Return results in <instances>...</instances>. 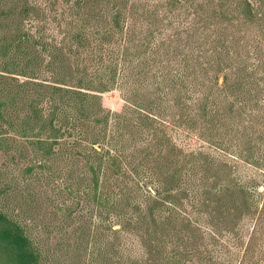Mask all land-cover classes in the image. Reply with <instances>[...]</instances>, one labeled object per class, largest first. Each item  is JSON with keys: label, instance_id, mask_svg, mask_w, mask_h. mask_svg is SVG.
I'll list each match as a JSON object with an SVG mask.
<instances>
[{"label": "trees", "instance_id": "obj_1", "mask_svg": "<svg viewBox=\"0 0 264 264\" xmlns=\"http://www.w3.org/2000/svg\"><path fill=\"white\" fill-rule=\"evenodd\" d=\"M101 1L104 20L92 12ZM232 5L230 0H72L57 41L36 37L25 18L14 17V24L0 31V148L9 151L10 128L37 138L44 164L61 154L99 158V165L91 166L93 200L104 205V228L111 234L146 226L147 235L156 229L171 241L169 234L177 231L178 246L185 248L199 236L264 238V192L257 181L264 169V133L253 127L264 125V0H244L239 10ZM162 8L181 9L185 19H170ZM142 19L153 23L148 27ZM165 19L168 26H156ZM39 73L76 82L21 83L36 92L33 98L22 85L4 87L11 86L5 75L37 79ZM119 87L124 109H104V117L96 118L104 146L95 140L80 150L93 108L99 106L98 115L103 111L90 91ZM24 94L30 113L15 117L10 111ZM179 131L205 142L208 150L178 148L172 138ZM233 133L247 138L244 149L229 139ZM131 134L139 136L133 143ZM168 145L174 157L166 154ZM233 151L255 175L237 174L236 162L227 159ZM218 164L225 169L216 171ZM120 179L123 188L113 183ZM4 194L0 188V199ZM123 201L129 202L128 212L120 207ZM42 263L26 226L0 204V264Z\"/></svg>", "mask_w": 264, "mask_h": 264}, {"label": "rangeland", "instance_id": "obj_2", "mask_svg": "<svg viewBox=\"0 0 264 264\" xmlns=\"http://www.w3.org/2000/svg\"><path fill=\"white\" fill-rule=\"evenodd\" d=\"M230 1L233 2L232 7L238 10L244 4V0ZM250 1L254 2V0ZM71 2L72 0H0V26L4 27L0 31L5 33V29L14 24V17H17V20L23 17L26 27L36 37L43 36L46 40L57 41L60 39L63 28L65 10H68ZM28 8L29 13L25 16V10ZM163 10L169 12L167 17L170 19L175 15L176 20L185 19L184 11L181 9L174 11L175 13L168 8H162ZM92 12L100 15L104 20V1L96 4ZM179 14H183V17ZM168 20L165 19L160 23L161 25L156 26L166 27L169 25ZM140 21L143 22L142 24L149 22L148 27L153 23V20ZM89 28L93 30L92 26ZM262 29L264 31V24ZM235 37H239L238 32ZM86 54L91 55V50L89 49ZM5 76L9 78L7 83L11 84V86L4 84V87L8 89H15L17 85L30 81L44 83L43 80H49L50 85L65 84L64 87L74 86L76 82L63 83L59 77L52 80L45 73H39L37 79L30 78L33 75ZM23 89L27 90L30 98L36 94L32 88L23 86ZM90 93L98 95L96 103L102 106L103 111L98 115L99 106L93 108L96 112H93L86 122V137L80 143V150L95 140H100L97 146L103 147L104 139L101 135L104 132L102 126L96 122V118L104 117V109L120 112L126 104L125 93L120 87L106 93L98 94L94 91ZM28 100L25 94L19 96V105L10 111L13 116L25 118L30 113V108L23 107V103L26 104ZM81 124L84 126L83 122ZM253 127L258 128L257 134L264 133V125ZM256 128L251 129L250 135L255 133ZM8 131L9 139H5L10 140V149L5 151L0 148V188H3L5 192L1 196L0 204L6 210L16 214L18 220L26 226L30 238L41 250L42 264H177L178 262L182 264H264V238L250 240L248 236H243L244 238L226 236L208 239L199 236L192 239L185 248L178 246L177 231L175 236L172 235L173 233L169 234L171 241L160 238L156 229L151 236L147 235L146 226H142L140 230L121 228L120 234H111L104 228V205L93 200L91 166H98L99 158L90 160L86 156L66 157L67 155L61 154L44 164L42 153L36 147L37 138H34V135L28 134L22 137L20 131L15 132L10 128ZM138 138V135L131 134L128 142L133 143ZM231 138L237 141L241 149H244L248 143L247 138L242 135L237 136L233 133L229 135V139ZM148 139H150L149 136L145 137L146 146L149 143ZM142 142L138 141L136 144L143 146L144 139ZM172 142L185 152L196 151L200 146L208 150L205 142H198L194 136L182 135L181 131L177 135L173 134ZM170 145L165 146L166 154L168 157H174L175 154H169ZM233 152V155L230 154L227 159L236 162L239 169L237 174L240 176L246 173L254 174L255 170L247 167L243 162V155L238 158L235 155L237 151ZM138 154L139 152L136 153V158ZM234 155L237 158L234 159ZM217 156L219 157L220 154ZM217 161L221 162L220 158ZM184 163L187 165L186 162H181V164ZM148 166L155 165L151 163ZM214 168L216 171L225 169L220 164ZM152 170L159 171L156 168ZM258 174L257 181L261 182L259 189L264 192V169L258 171ZM227 175L229 178L227 176L223 183H227L230 179L231 174ZM116 182H113L114 185L124 187L121 179ZM102 183L104 188V174ZM120 207L126 212L131 210L128 201L121 202ZM160 245L163 248H160ZM251 245H254L253 248H249Z\"/></svg>", "mask_w": 264, "mask_h": 264}]
</instances>
